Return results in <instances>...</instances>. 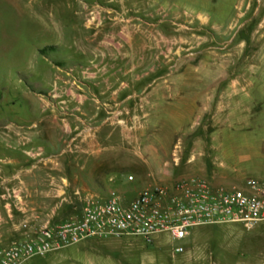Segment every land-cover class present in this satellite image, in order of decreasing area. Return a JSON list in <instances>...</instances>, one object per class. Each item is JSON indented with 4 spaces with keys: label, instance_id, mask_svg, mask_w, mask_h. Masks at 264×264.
<instances>
[{
    "label": "rangeland",
    "instance_id": "1",
    "mask_svg": "<svg viewBox=\"0 0 264 264\" xmlns=\"http://www.w3.org/2000/svg\"><path fill=\"white\" fill-rule=\"evenodd\" d=\"M193 177L264 180V0H0V254L88 194ZM176 243L94 238L20 264H264V221Z\"/></svg>",
    "mask_w": 264,
    "mask_h": 264
},
{
    "label": "built area",
    "instance_id": "2",
    "mask_svg": "<svg viewBox=\"0 0 264 264\" xmlns=\"http://www.w3.org/2000/svg\"><path fill=\"white\" fill-rule=\"evenodd\" d=\"M125 179L132 180V174ZM263 221L264 180L249 177L242 187H230L201 178H181L142 187L131 197L115 190L88 194L78 215L55 225L43 224L35 237L1 252L0 264H20L88 239L138 236L151 242L161 233L178 242L173 247L177 254L194 227L238 223L251 228Z\"/></svg>",
    "mask_w": 264,
    "mask_h": 264
},
{
    "label": "crops",
    "instance_id": "3",
    "mask_svg": "<svg viewBox=\"0 0 264 264\" xmlns=\"http://www.w3.org/2000/svg\"><path fill=\"white\" fill-rule=\"evenodd\" d=\"M83 55H85V60L84 61H82V62H79L78 64H79V67L80 66H83L84 64H85V62L88 60V52L87 51H85V50H83ZM77 74L78 75H80L81 77L82 76H85V74L81 71L80 73L79 72H77ZM62 74H59V77L61 76ZM86 75H89V73H86ZM91 75V74H90ZM236 87V86H235ZM207 102H208V100H209V97H208V94H207ZM24 127H27V129H30L32 126L31 125H28V126H24V124H17V125H15L14 127H11V129L9 130V136H10V138L11 139H18V136L19 135H24L25 134V138H26V140H25V143H28V141L30 140V138H29V136H30V134H31V131H25V132H23L22 131V129H24ZM88 142H89V138L88 137H82V139L78 142V145H79V151H88L89 149H88V146H89V144H88ZM17 145H18V143L17 142H15V146L14 147H12V145H11V149H13V150H15V151H17L18 150V148H17ZM10 160L11 161H18V156L15 154V156H13V157H11L10 158ZM142 188V187H141ZM140 190V188H138L136 185H131L130 186V189H129V191L128 192H130V193H132V196L133 195H135L138 191ZM127 196H129V195H127ZM130 197V196H129Z\"/></svg>",
    "mask_w": 264,
    "mask_h": 264
},
{
    "label": "flooded vegetation",
    "instance_id": "4",
    "mask_svg": "<svg viewBox=\"0 0 264 264\" xmlns=\"http://www.w3.org/2000/svg\"><path fill=\"white\" fill-rule=\"evenodd\" d=\"M0 196H1V193H0Z\"/></svg>",
    "mask_w": 264,
    "mask_h": 264
}]
</instances>
